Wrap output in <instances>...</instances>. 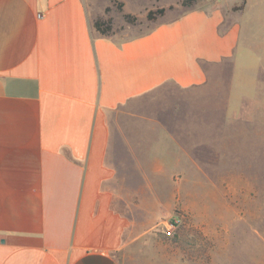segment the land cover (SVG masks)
<instances>
[{
  "label": "crops",
  "instance_id": "crops-1",
  "mask_svg": "<svg viewBox=\"0 0 264 264\" xmlns=\"http://www.w3.org/2000/svg\"><path fill=\"white\" fill-rule=\"evenodd\" d=\"M94 1L0 0V264H122L120 175L186 147L191 93L223 83L238 110L258 90L264 0L196 2L135 35L100 33Z\"/></svg>",
  "mask_w": 264,
  "mask_h": 264
},
{
  "label": "rangeland",
  "instance_id": "rangeland-1",
  "mask_svg": "<svg viewBox=\"0 0 264 264\" xmlns=\"http://www.w3.org/2000/svg\"><path fill=\"white\" fill-rule=\"evenodd\" d=\"M182 2L95 0L88 6L95 20L110 21V34L135 35L165 13L174 17L190 7ZM161 7L163 15L148 19ZM226 90L214 82L204 93H191L197 106L184 125L186 147L163 142L158 148L164 171L135 169L115 183V208L130 223V244L117 252L122 264H264V71L240 109H227ZM214 104L222 108L213 110ZM139 159L150 157L139 152Z\"/></svg>",
  "mask_w": 264,
  "mask_h": 264
},
{
  "label": "trees",
  "instance_id": "trees-1",
  "mask_svg": "<svg viewBox=\"0 0 264 264\" xmlns=\"http://www.w3.org/2000/svg\"><path fill=\"white\" fill-rule=\"evenodd\" d=\"M197 0H183L182 4L185 5V6H191L194 2H196ZM123 7V2H120L118 4V8L119 9H122ZM235 9L237 8H240V7H234ZM166 11V8L165 7H161V8H158L156 10H150L148 12V19L150 20H155L157 18V16L159 15H163ZM125 18L127 20H129L130 22H134L136 20V18L134 16H132L131 14L129 13H126L125 14ZM95 28L102 34H110V31H111V24H110V21L109 20H102V19H97L95 20Z\"/></svg>",
  "mask_w": 264,
  "mask_h": 264
},
{
  "label": "built area",
  "instance_id": "built-area-1",
  "mask_svg": "<svg viewBox=\"0 0 264 264\" xmlns=\"http://www.w3.org/2000/svg\"><path fill=\"white\" fill-rule=\"evenodd\" d=\"M173 228H174V224L173 223H168V227H167L168 233H171Z\"/></svg>",
  "mask_w": 264,
  "mask_h": 264
}]
</instances>
